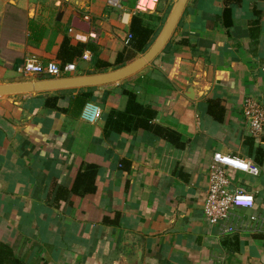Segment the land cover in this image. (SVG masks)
I'll return each mask as SVG.
<instances>
[{
    "label": "crops",
    "instance_id": "obj_1",
    "mask_svg": "<svg viewBox=\"0 0 264 264\" xmlns=\"http://www.w3.org/2000/svg\"><path fill=\"white\" fill-rule=\"evenodd\" d=\"M134 3L0 0V85L114 71L88 74L85 52L57 78L16 72L28 56L70 64L57 57L65 36L71 46L96 42L107 62L125 52L131 64L143 55L126 44ZM77 15L88 32L68 26ZM161 15L141 17L156 28ZM165 47L133 76L92 87L76 119L44 108L41 95L55 92L0 96V246L21 264H264V126L251 137L242 114L248 98L264 105V0H189ZM137 78V101L155 115L106 133L105 116L126 107L121 86ZM215 152L259 168L255 177L226 169L255 205L220 225L202 210Z\"/></svg>",
    "mask_w": 264,
    "mask_h": 264
},
{
    "label": "trees",
    "instance_id": "obj_2",
    "mask_svg": "<svg viewBox=\"0 0 264 264\" xmlns=\"http://www.w3.org/2000/svg\"><path fill=\"white\" fill-rule=\"evenodd\" d=\"M171 8L172 4L171 2H168L164 10H162V15L158 18L159 25L156 28L144 24L140 14L132 16L127 33L126 44L133 54L142 55L150 48L159 35ZM35 34V38L39 37L37 39V41H39L43 37V30L40 29L39 32H35ZM85 52L90 53L92 58V70L89 71L88 74H93L95 72L104 73L108 69L116 70L124 67L128 61L125 52H122L115 56L113 62H107L100 58L101 48L96 42L89 39L86 42H77L75 46H71L69 39L66 36L60 46L57 57L62 66H64L67 63L75 64L83 57ZM141 81L142 80L137 78L133 86L128 83H126V86H121L120 94L127 99L126 107L122 112L118 110H110L107 116H105L104 130L106 133H130L132 130L139 128L140 121L148 122L155 115L149 107L144 106L137 101L135 86ZM95 92H97V88H84L79 90L59 91L55 92L53 95L44 94L41 96H44V108L63 113L76 119L80 117L86 104L92 100ZM60 100H66L67 106L64 108L59 107L58 102ZM168 139L172 140L170 137H168ZM173 141L174 140H172V142ZM80 177L81 175L78 176L77 180ZM0 264H21V262L14 258L9 246L1 245Z\"/></svg>",
    "mask_w": 264,
    "mask_h": 264
},
{
    "label": "built area",
    "instance_id": "obj_3",
    "mask_svg": "<svg viewBox=\"0 0 264 264\" xmlns=\"http://www.w3.org/2000/svg\"><path fill=\"white\" fill-rule=\"evenodd\" d=\"M161 0H136L133 12L140 15L155 14ZM88 57H83L87 59ZM76 70L73 64L61 68L55 61L41 62L37 58L28 56L17 67L16 72L25 78H57L62 73H72ZM243 117L246 120L248 133L253 138H259L264 126V105L248 98L243 103ZM99 117L98 108L89 106L84 118L93 122ZM226 169L234 170L250 176H257L259 168L248 160L223 155L215 152L212 163L207 172L208 187L202 207L205 219L211 225H220L226 222L230 212L234 210H251L255 202L252 194L242 187H233L226 173ZM224 232L231 233L233 229L227 227Z\"/></svg>",
    "mask_w": 264,
    "mask_h": 264
},
{
    "label": "water",
    "instance_id": "obj_4",
    "mask_svg": "<svg viewBox=\"0 0 264 264\" xmlns=\"http://www.w3.org/2000/svg\"><path fill=\"white\" fill-rule=\"evenodd\" d=\"M188 1L189 0L175 1L167 17V20L165 21V24L154 43L140 58H138L131 64L118 70L99 75L0 85V96L38 94L58 92L63 90L101 87L119 83L133 76L134 74L141 71L147 64L151 63L164 50L179 22V19ZM64 11L65 7L62 8L61 12L59 13V17H62ZM80 20H82V16H72L68 20L67 24L72 29L81 32H88V24L79 22ZM186 96L189 99H193L191 89L187 91Z\"/></svg>",
    "mask_w": 264,
    "mask_h": 264
},
{
    "label": "rangeland",
    "instance_id": "obj_5",
    "mask_svg": "<svg viewBox=\"0 0 264 264\" xmlns=\"http://www.w3.org/2000/svg\"><path fill=\"white\" fill-rule=\"evenodd\" d=\"M175 1H176V0H161L160 5H159L160 7L158 8L157 11L162 12V10H164V6H165L168 2H171L172 6H173V4H174Z\"/></svg>",
    "mask_w": 264,
    "mask_h": 264
}]
</instances>
